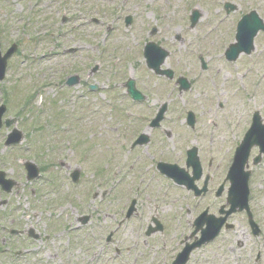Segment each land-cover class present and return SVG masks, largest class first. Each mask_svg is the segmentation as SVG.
I'll return each mask as SVG.
<instances>
[{"label": "rangeland", "instance_id": "374dc122", "mask_svg": "<svg viewBox=\"0 0 264 264\" xmlns=\"http://www.w3.org/2000/svg\"><path fill=\"white\" fill-rule=\"evenodd\" d=\"M235 1L237 11L226 17L222 5L231 0H0L1 52L8 50L11 44L18 45L17 51L8 60L6 78L0 83V106L4 104L7 108L3 119L15 117L19 113L22 118H27V130L32 135L36 134L32 126L38 121L43 119V124L44 121L55 123L57 114H61L58 126L50 127L46 136L39 135V145H53L54 154L49 155L50 161L56 157L55 160H65L66 165L60 168L57 179L59 167L54 164L47 176L52 183L57 179L53 185L50 186L48 180H39L32 186L26 182L22 165L17 161L25 159V154L27 157L32 156L33 150L26 153L13 149L11 156L6 157L8 152L3 142L7 130L3 128L0 131V169L6 170L7 177L17 182V186L9 193L0 191V252L3 251L0 253V264H171V260L181 250L179 242L190 234L188 224L192 216L186 215V212L178 213V202H167L165 186L154 181L152 196L156 200H143L137 205L138 216L122 221L125 216L124 204L128 201L126 198L122 200L123 188L117 184L122 174L116 169V126L119 120L116 110L111 111L109 107L112 102L114 108L126 113L140 112L144 107L127 106L130 105L128 100L123 101L121 98L125 93L124 87L113 91L110 78L106 82V71L115 68L108 70V75L113 76L112 72L116 71L123 80L132 77L135 72L149 77L145 73L146 64L142 56L144 44L148 41H154L169 52L162 68H200L199 55L206 64L209 60L210 68H248L249 58L240 56L229 64L225 62L223 53L229 42L233 41L231 25L249 7L256 9L264 18V0ZM191 10L200 14L199 22L193 29H190L187 20ZM126 16L132 17L128 27L124 25ZM153 28L156 29L154 36L151 35ZM263 37L260 34L256 39V51L251 57L254 59L251 67L254 79L264 76V50L261 51L264 48ZM88 68L98 69L89 81L100 85L106 83L112 89L111 92L107 93L104 87V90L99 89L98 93L88 96L85 87H80L78 83L71 88L61 85L65 76L75 72L85 82ZM151 81L155 82L152 78ZM147 85L155 86L153 83ZM115 94L118 101L112 100L116 98ZM32 95L21 114L22 104ZM180 98L177 93L173 95L171 112L181 110ZM155 100L152 97L149 103L151 110L158 105ZM171 120L177 122L174 118ZM69 122L74 124L73 130L68 128ZM65 132L71 135L78 132L81 135L75 140L65 138L64 144L62 136ZM90 132L96 134L91 141L87 140ZM50 133L52 140H48ZM101 139L109 141L108 149L99 147ZM61 142L66 145L65 148ZM87 149L93 152L92 157ZM105 150L110 157V166L104 186L108 194L113 196H109L103 206H100V198L96 197L85 210H74L70 200L63 199V195L69 193L74 198L68 172L76 166L75 161L77 164L82 163L84 169L83 163L87 160L92 162V170H88L91 165L88 163L84 173L92 176L98 168L107 165L106 161L103 162ZM17 151L23 156L16 157L19 154ZM5 158L12 162L10 166ZM69 162L70 167L67 166ZM78 166L76 168H80ZM125 171L128 175V167ZM86 180L92 184L84 187L95 192L96 178L90 179L88 176ZM82 185L77 186L79 191L75 192V197L79 196L84 202L88 198H84L80 192ZM118 186L121 187L118 189ZM57 203L61 204V208L55 207ZM155 204L158 211L153 207ZM155 212L159 214L165 229L146 237V227ZM168 214H173L171 220ZM82 215L89 216L85 225L78 222ZM50 218L53 220L48 223ZM120 221L122 223L118 226ZM53 223L57 224L52 229ZM236 224L239 226V221ZM2 225L24 231L32 228L40 234V239L26 244L23 239H17L18 234L15 235L12 241L14 245L8 249L13 252L18 246L24 245L28 249L22 251L23 256L13 262L8 255L10 252L5 250L10 244L9 232L7 229L1 232ZM240 231L241 228H238L236 234L228 233L216 244L195 251L190 257V264H229L219 257L218 248L238 240L235 236ZM110 233L112 236L107 241Z\"/></svg>", "mask_w": 264, "mask_h": 264}, {"label": "flooded vegetation", "instance_id": "af4514ba", "mask_svg": "<svg viewBox=\"0 0 264 264\" xmlns=\"http://www.w3.org/2000/svg\"><path fill=\"white\" fill-rule=\"evenodd\" d=\"M235 2V0H231V2H224L222 5V10L224 14L227 10L228 17L238 9ZM249 8L231 25L233 41L240 18L254 10L258 13L256 9ZM260 18H262L264 26V18L262 16ZM187 20H189V15ZM260 34L264 36V31L257 33L254 39V50L249 55H240L249 58L250 68H210L207 59L208 63H205V67L200 65V68H146L145 73L149 77L141 72L138 74L135 72L132 77L126 80L121 79L116 71L112 72L113 76L108 75V70L115 68L107 69L106 82L108 83L110 78L113 91L119 87H124L125 93L121 98L123 101L128 100L130 105L127 106L144 107L140 112L134 113H126L124 110L114 108L112 102H110L109 107L111 111L116 110L119 120L116 126L118 145V166L116 169L122 171V174L119 176L117 184L123 188L122 197H120L122 200L126 198L125 200L128 201L123 208L125 215L123 222L130 220L134 215L138 216L137 205L140 202L156 200V197L152 196V192L154 181H158L160 185L165 186L164 192L167 202L175 200L178 202V213L186 212V215L192 216V221L187 223L190 234L181 240V249L186 243L194 244L202 240L201 238L208 237V235L203 236L201 232L216 229L218 225L220 229L216 237L201 248L216 244L222 236L228 233L236 234V230L241 228L240 234L235 236L238 240L225 243L218 248L219 257L228 261L229 264H264V76H256L254 79L251 72L254 60L251 57L256 51L255 43ZM233 41H230L229 44ZM263 50L264 48L261 51ZM198 57L202 62L201 56ZM225 62L229 63L226 60ZM122 69L120 68V70ZM96 72H98L97 68H88L85 82L79 73L75 72L65 76L61 85L71 88L78 83L80 87H85V92L89 93L88 96L98 93L99 89L104 90V87H106L107 93L111 92L112 89L108 84L102 83L100 85L89 81ZM151 78L155 82H152ZM115 81L117 82L114 83ZM130 82L136 95L135 98L129 94L128 84ZM147 83L150 85L153 83L155 86L149 87ZM176 93L181 96L179 99L181 110L173 113L170 106H172V97ZM152 97L157 99L155 101L158 105L151 110L149 103ZM112 100L118 101L119 99L116 97ZM26 103H29V99ZM153 110L154 112H151ZM16 115L2 119L3 124L0 131L3 128L7 130L3 142V146L8 152L6 157L11 156L13 149L24 150L26 153L33 150L34 154L30 157H27L26 154L23 156L19 151H17L19 154L16 155V157L23 156L25 158L16 161L22 165L26 182L33 186L39 180L49 181L47 176L54 164L58 165L59 172L60 168L66 167L65 160H55V157L54 160L50 161L49 155L54 154L53 145H39L40 137L48 135L50 127L58 126L57 122L60 120L61 114H57L55 123L44 121L43 124L42 119L41 122L38 121L37 124H34L32 126L33 132L35 130L38 136L34 133L29 134L27 118L25 120L19 113ZM171 118L177 122H173ZM19 124L21 128H19ZM67 125L69 129L72 128L73 130V123L69 122ZM14 131L18 132L13 134ZM74 133L71 135L70 132H65V135L62 136V142L65 144L64 139L67 137L75 140L81 135L78 132ZM88 136L90 138L87 137V140L91 141L96 134L90 132ZM9 137V141L16 142L19 140V143L7 145ZM52 139L51 134L48 136V140ZM64 144L62 146L65 148L66 145ZM80 144L78 143V145ZM102 146L108 149L109 141L101 139L99 147ZM83 150L85 151L84 148ZM87 151L92 157L93 152L89 149ZM105 152L103 162L106 161L107 165L98 168L92 176L84 173L85 169H88V163L91 164L88 170H92V162H87V160L83 163L85 164L84 169L81 167L82 163L77 164L75 161L76 166L74 165V169L68 172V181L72 186L71 195L74 198H71L69 193L64 194L63 199H69L74 210L77 208L85 210L86 206H90L96 197L100 198V206H103L109 196H113V194H108V189L105 187L106 185L104 186L107 184L105 177L108 176L107 171L110 166V157L107 155V150ZM5 162L8 166L12 163L8 161V158H5ZM29 163L34 165L33 170L36 171V177L33 179L28 177L27 165ZM77 165L80 168H76ZM67 166L70 167L71 163ZM126 167L129 170L128 175L125 171ZM129 172L132 175H129ZM59 174L60 172L57 179ZM88 176L90 179L96 178L97 188L95 192L84 187L92 184L86 180ZM130 176L132 180H130ZM0 178L2 184L10 181L12 185L17 186L15 180L7 177L6 170L0 169ZM57 179L53 183L49 181L50 186L56 183ZM127 179L129 180L127 181ZM82 183L80 192L84 198H88L84 202L79 196L75 197L77 196L75 192L79 191L77 186ZM2 184H0L1 187L7 188ZM121 186L117 188L119 189ZM0 191L2 193V190ZM167 206L171 207L170 204ZM55 207L61 208V204L57 203ZM153 207L155 211H158L156 204ZM168 217L171 220L173 214H168ZM52 220L50 218L47 222H52ZM88 220V215H82L81 218H78L80 225L87 224ZM236 221H239V226ZM120 223L122 222L120 221L118 226L121 225ZM56 224L51 225L52 229ZM159 227L165 229L164 223L159 219V214L156 213L147 225L144 235L151 237V234L147 236L146 233L151 229H159ZM9 228V226L6 228L2 225L1 232L6 229L9 232L10 244L5 250L10 252L8 254L10 260L14 262L15 259L23 256L22 251L28 249L24 247L25 245L13 252L8 249L10 245H14L12 241L15 235L18 234L17 239L19 241L23 239L26 244H29V241L35 242L38 238L40 239V234L32 228L27 231L21 228ZM111 236L112 233L107 237V241L110 240ZM195 251L197 250L192 251L191 256ZM2 252L1 250L0 253ZM173 260L174 258L171 263ZM185 264H190V259Z\"/></svg>", "mask_w": 264, "mask_h": 264}, {"label": "water", "instance_id": "95a60500", "mask_svg": "<svg viewBox=\"0 0 264 264\" xmlns=\"http://www.w3.org/2000/svg\"><path fill=\"white\" fill-rule=\"evenodd\" d=\"M197 17H198L197 14H194L192 16V21H191L192 26L196 23ZM242 19L243 20H241L237 26L236 43L230 45L229 48L225 52V57L228 61L236 60L238 55L242 52H244V53L246 52V54L250 53V51L253 50V38L255 37L258 29H263L260 20L257 19V16L254 12L248 16H245ZM129 22H130V20L127 19V23H129ZM15 51H16L15 45H12L11 48L3 56L1 55V51H0V81H2L4 78L7 60L10 58V56ZM166 56H167L166 52H164L163 50L159 49L157 46H155L154 44H151V43H150V45L148 44L146 46L145 51H144V57L147 60L148 68H155V69L160 68V65L164 62V59L166 58ZM128 86L130 88L129 94L132 96V98H135L136 95L134 94V91L132 90L131 82L128 84ZM4 111H5V108L2 106L0 108V128L2 125L1 124V118L3 116ZM14 132L15 133H13V134H16L17 131H14ZM17 137H19V136H17ZM9 140H10V137L6 143L7 145H10L11 143H16L19 141V140H17L16 142H14V141L12 142ZM237 158H238V156L236 157V161H237ZM33 167H34V165H32V164L27 165L29 179H33L34 177H36V171L33 170ZM0 184H2L1 178H0ZM11 185L12 184H9V186H8L9 188H7V190L10 189ZM218 230H219V225L217 226L216 229H208V230L202 232L203 236L208 235V237H206V238L204 237L199 242L187 247L181 253V255L178 256L177 261L174 264H184L188 258L189 253L191 252V250L196 248V247H199L201 245V243H204V242L212 239ZM155 231H156V229H151V231L147 232V234L149 235Z\"/></svg>", "mask_w": 264, "mask_h": 264}]
</instances>
